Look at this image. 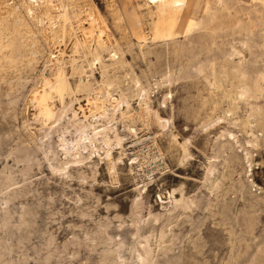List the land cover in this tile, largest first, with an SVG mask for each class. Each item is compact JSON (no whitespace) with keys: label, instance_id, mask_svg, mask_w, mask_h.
I'll use <instances>...</instances> for the list:
<instances>
[{"label":"rangeland","instance_id":"1","mask_svg":"<svg viewBox=\"0 0 264 264\" xmlns=\"http://www.w3.org/2000/svg\"><path fill=\"white\" fill-rule=\"evenodd\" d=\"M229 4L228 32L176 35L151 0H0V264H264V5ZM59 69L92 91L61 102ZM114 98L128 115L110 118ZM88 123L124 138L123 164L66 165Z\"/></svg>","mask_w":264,"mask_h":264},{"label":"bare ground","instance_id":"2","mask_svg":"<svg viewBox=\"0 0 264 264\" xmlns=\"http://www.w3.org/2000/svg\"><path fill=\"white\" fill-rule=\"evenodd\" d=\"M187 2H188V0H151V3L154 4V6L156 7L157 12H159V14L167 15L168 21L166 23L168 24L169 29L174 31L176 33V35H178L180 33L179 29H181V23L182 22H185V32L186 33L190 32L193 28H196L197 26H201L202 29L206 28V30H207V28L211 29L213 35L220 34V32L226 33L231 29V27H230L231 25L229 24V22L225 21L226 18L223 16L224 12L226 13V12H229L232 10V5L230 6V4H229L230 0H221L220 3H222V6H223L221 13L220 14H218L216 12L209 13V20L207 22L204 21L205 19L204 20L202 19L200 22L196 21L197 19L194 20L192 18L184 19L183 11H184V8H185ZM252 3H254L256 6L259 3L264 5V0H252ZM219 6H221V5H219ZM28 11L30 13H32V8L29 7ZM256 11H257V13H261L260 9H257ZM157 12H155V13H157ZM227 14H230V13H227ZM90 17H92V16H90ZM204 18H206V17H204ZM262 18H264V14L262 15ZM228 19H229V17H228ZM215 22H218V25L211 27V25L214 24ZM261 24H264V20L261 21ZM257 26H258L257 24L244 23L241 20H237L236 23L234 24L233 30L239 29V31L244 32L246 35L252 36L254 34L255 28ZM200 31H201V29H200ZM208 32H210V31H208ZM156 35L158 37L157 33H156ZM210 35H211V32H210ZM182 45H184V44H182ZM111 52H114V54L112 55V60H113L112 65H115L117 63V61L115 59H118V57H116L117 56L116 50L114 51L112 49ZM117 52L120 54V52L118 50H117ZM237 54H240V53L237 52ZM101 67L103 69V74H104L107 72V68L109 67V65L101 63ZM73 72H74V74H78L80 77L83 75H86V72L82 71L79 68L74 69ZM105 82L109 86L111 83V80L107 79ZM135 83L137 85L139 84V82L137 80H135ZM45 85L49 87L51 93L55 92L60 97L61 102H63L65 94H68L71 96V95L76 94L78 92H86L87 93V92L92 91V87H91V84L89 83V81L88 80L83 81L82 79H80L79 83L77 85V88H75L76 90L74 92L70 86V83L68 81V78H67L64 70H62V69H59L57 71L54 81H50L49 79H45ZM51 93H47V91L44 90L42 93L35 95V101L40 106L39 109H41L40 114L42 112L43 117H45V119H48V120L53 116V110H54V109H52L53 106L51 108L50 107L51 105L48 104V99L50 98ZM115 100L117 101V104L111 110V113H110L111 117L110 118L116 119L115 117L117 114H119V116L122 118L125 117L127 114V110L124 111L121 108V104H124L125 101L122 98L120 100H118V99H115ZM142 101H144L143 103L145 105V110L147 112H149L150 106H148V103L145 102V100H142ZM88 103H90V99H88ZM126 104H127V102H126ZM116 110L118 112L117 114H116ZM105 113L108 114L109 113L108 110ZM40 114H39V116H40ZM162 127H164V126H162ZM77 133H78V135L76 136L75 139H73L72 141H68V140L64 139V141L61 144L62 145L61 148L63 150L62 152L64 153L66 158H69L68 161L66 162V165H70V164L82 165L86 160H90V159L93 160L92 156L95 155L96 153L98 154L99 150L101 151V149L105 150L106 158H107L108 162L112 165L113 169H116V166L118 164L124 163V156L127 155L125 152L126 149H125L124 138L121 137L114 128H108L106 126V127H103L100 129V128L94 126L93 124L88 123V124H84L83 126H81V128L78 130ZM110 133H113L114 137H111ZM182 147L185 150V146L182 145ZM114 149L120 150L119 155L117 154L118 155L117 157L114 156V153H115ZM87 152H88V155L85 154ZM99 157H101L100 154H99ZM110 172H111V170H110ZM212 185H213V183H212ZM170 195H172V194H170Z\"/></svg>","mask_w":264,"mask_h":264}]
</instances>
